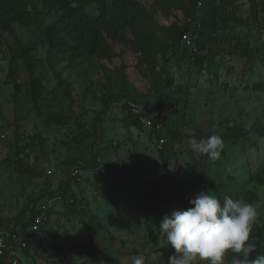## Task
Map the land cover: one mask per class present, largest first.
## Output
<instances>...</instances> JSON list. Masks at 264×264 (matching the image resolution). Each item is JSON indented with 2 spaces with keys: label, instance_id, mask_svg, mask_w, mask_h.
Returning a JSON list of instances; mask_svg holds the SVG:
<instances>
[{
  "label": "rangeland",
  "instance_id": "374dc122",
  "mask_svg": "<svg viewBox=\"0 0 264 264\" xmlns=\"http://www.w3.org/2000/svg\"><path fill=\"white\" fill-rule=\"evenodd\" d=\"M237 3L243 12L248 10L247 0ZM32 11L36 21L29 27L18 25L9 31L0 25V231L9 219L28 218L34 202L47 201L53 213L42 245L21 252V264H67L63 254L67 251L71 264H131L133 255L142 256L144 264H168L172 249L164 244L159 222L173 209L189 207V199L201 190L221 201L231 196L256 207L249 242L259 248L258 255L264 254V183L259 181L264 175V93L253 90L264 83V31L243 29L252 35L251 60L239 56L221 60L222 78L235 91L218 96L209 107L197 104L196 95L210 74L188 57L181 63L160 60L159 67L165 66L174 78L167 91L173 105L166 110L169 119L163 133L170 128L194 136L183 148L196 153L191 139L199 142L215 134L223 140L218 159L202 154L204 162L192 170L186 166L192 164L186 151H161L145 122L148 117L141 118L142 128L131 121L144 105L154 104L157 92L151 73L137 66L136 56L118 35L107 36L108 57L76 56L45 45L35 49L33 60L43 85L35 100L25 59L17 57L19 68L11 75L12 58L22 53L21 42L38 38L62 11L40 0H33ZM159 20L169 23L173 18ZM121 86L133 98L132 110L113 103L101 114L106 89L118 91ZM99 115L100 137H95ZM94 157L99 164L95 171L84 169L79 182H72L75 203L54 197L69 178V165L87 164ZM10 158L22 159L42 175L20 174ZM45 190L52 194L39 199ZM92 217L100 223L92 224ZM237 258L240 254L229 250L224 264Z\"/></svg>",
  "mask_w": 264,
  "mask_h": 264
},
{
  "label": "trees",
  "instance_id": "16d2710c",
  "mask_svg": "<svg viewBox=\"0 0 264 264\" xmlns=\"http://www.w3.org/2000/svg\"><path fill=\"white\" fill-rule=\"evenodd\" d=\"M48 7H59L62 11L56 21L49 26L41 29L40 36L31 41L20 44L22 53L12 58L11 75H14L19 68L17 57L25 59L30 72L31 96L37 100L42 92L43 85L40 75L35 68L32 52L41 45L48 47V50L59 52H70L76 56L108 57L111 53L109 43L110 36L118 35V40L125 43L137 58V66L145 67L155 81L156 101L151 106L142 108L139 114H134L131 121L138 128L144 125L142 117H148L153 125L148 126L151 133L156 136L158 144L161 138H165L161 151L168 154L172 151H186L192 159V164H187L192 170L202 165L204 156L199 151L196 153L191 148H183L184 141L194 136L186 134L177 129L167 128L164 134L165 122L169 119L166 110L172 108L173 100L168 94L174 85V78L169 75L165 66H160V60L168 61L175 59L181 63L186 57L192 64L201 66V70L210 74L206 85H199L196 95V103L209 107L214 103L218 96L225 95L226 92L233 90V86L227 84V80L222 77L224 68L221 67V60L226 56H239L246 58L249 62L252 57V35L243 32V29H258L264 31V0H247L249 8L243 12L238 0H206L201 5L199 0H40ZM33 0H0V25L6 30L14 31V26L29 27L35 23L36 17L32 11ZM179 15H183L180 18ZM177 16H176V15ZM165 20L173 18L169 23L160 22L159 18ZM242 29V31H241ZM185 35H189L192 44H187L184 40ZM17 51L19 49L17 48ZM247 87V86H246ZM253 90L264 93V83H258ZM205 92V96L202 94ZM103 97V108L101 114L107 112L111 104H120L124 110L131 109L129 92L121 86L120 90L115 91L109 88ZM187 103V102H186ZM155 111L157 115L150 116ZM53 112H49V117ZM131 113V112H130ZM60 117L64 115L59 113ZM99 118L94 123L98 134L101 128ZM166 118V119H165ZM58 121V120H57ZM125 125H129L127 120H123ZM162 124L161 128L158 125ZM203 138V136H200ZM253 146H257L256 142ZM173 149L172 151H169ZM87 164L72 162L69 167V178L61 185V188L53 194L58 199H63L73 205L76 196L71 192L72 182H79L81 173L84 169L94 172L99 166L96 158ZM10 164H15V169L23 175L39 177L42 173L34 166H30L22 159L10 158ZM189 163V162H188ZM78 170L77 175L72 172ZM264 183V175L259 178ZM158 191V190H157ZM45 190L39 199H45ZM52 194V193H51ZM158 194V192H157ZM160 196H158L159 198ZM35 205L31 208V215L28 218L20 216L9 219L0 231V234H11L16 232H27L37 216L44 213L43 223L38 231L29 232L33 235L34 242L29 243L28 247L22 252H28L32 247H37L44 240L46 225L52 218V210L47 201ZM47 205L46 211L42 206ZM76 211V210H75ZM94 217V216H93ZM92 217V218H93ZM95 220V221H93ZM92 224H99L100 219L93 218ZM264 229V219L261 223ZM254 229L260 231L258 226ZM60 251V250H59ZM259 248L255 250L250 258H255L259 254ZM68 259L67 264L72 263L69 252L63 253ZM7 263V254L0 256V263Z\"/></svg>",
  "mask_w": 264,
  "mask_h": 264
},
{
  "label": "clouds",
  "instance_id": "9594fccd",
  "mask_svg": "<svg viewBox=\"0 0 264 264\" xmlns=\"http://www.w3.org/2000/svg\"><path fill=\"white\" fill-rule=\"evenodd\" d=\"M189 143L209 159H218L223 149L220 135ZM189 207L164 214L159 229L164 244L172 249L168 264H224L229 250L240 254L233 264H264V254L250 258L255 244L250 235L258 213L254 205L239 198L215 195L201 190L189 199ZM131 264H144L142 256L133 255Z\"/></svg>",
  "mask_w": 264,
  "mask_h": 264
},
{
  "label": "built area",
  "instance_id": "2783aa9c",
  "mask_svg": "<svg viewBox=\"0 0 264 264\" xmlns=\"http://www.w3.org/2000/svg\"><path fill=\"white\" fill-rule=\"evenodd\" d=\"M206 0H199V4L201 5ZM184 40L187 44H192L190 36L185 35ZM145 122L148 126H152L153 122L150 118H146ZM162 124L158 125V128H161ZM166 142L165 138L160 139L159 146H163ZM78 170L72 172V175H77ZM43 211H46L48 207L43 205ZM44 213L37 216L35 222L27 228V232H14L11 234H0V256L7 254V263L6 264H21L20 262V253L26 247H28L29 243L34 242L33 235H30L29 232L38 231L41 228V224L43 223ZM0 264H3L2 262Z\"/></svg>",
  "mask_w": 264,
  "mask_h": 264
}]
</instances>
